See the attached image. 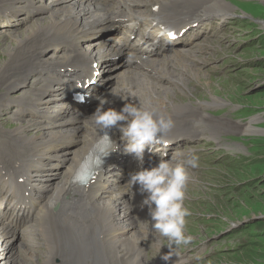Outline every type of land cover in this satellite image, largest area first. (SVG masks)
I'll use <instances>...</instances> for the list:
<instances>
[{"label": "bare ground", "instance_id": "obj_1", "mask_svg": "<svg viewBox=\"0 0 264 264\" xmlns=\"http://www.w3.org/2000/svg\"><path fill=\"white\" fill-rule=\"evenodd\" d=\"M6 1L10 2L7 6L2 3ZM51 1L47 8L38 7L40 3L37 0H2L0 3L1 29H8L6 25L13 27L12 23L21 12L32 18L44 10H52V5L64 3L56 6L45 24L36 25L23 37H14L18 43L7 50L6 62L0 69V92L5 91L0 93V105L4 108L13 105L19 109L16 129L4 132L0 126L7 136L0 144V251L10 248L13 256L3 264H25L21 254L25 249L20 236L24 233L14 226H18L15 222L27 220L23 214L27 210L34 213L27 228L34 232H30L34 235L29 239L30 246L43 256L41 259L32 257L30 264H149L145 261L151 238L148 230H154L152 223L140 224L137 221L138 214L149 215L148 207H141L144 196L138 191L139 185L131 189L126 183L144 160L155 166L160 159L159 153H146L142 161L136 159L132 164L134 157L123 152L121 133L113 127L115 143L120 151L118 155L93 184L86 187L73 184L78 174L75 170L102 129L89 118L99 103L95 99V86L85 89L89 107H77L69 100L66 94L68 86L64 82L71 84V79L77 74L83 72L84 75V70H91L96 75L91 81L99 80L101 83L107 75L105 73L101 80L105 63L108 66L111 61L117 65L118 58L122 57L114 56L129 51L125 57L129 66L114 73L118 86L112 90L121 97H129L132 103L140 102L169 114L174 121V127L166 133L176 137L171 147L165 150L156 147L153 151L167 153L165 159H170L173 155L169 154L180 150V145L186 142L190 133L200 136L198 129H204L201 126L211 127L212 132H208L207 139L218 141L219 132L228 129L207 124L204 121L207 115L201 109L221 107L223 103L213 99L204 106L198 104V108L180 104L164 85L169 82L178 90L182 89L181 73H193L192 65L185 58L195 59L194 54L205 49L201 43L193 46L199 33L208 31L202 26L212 19L224 23L232 14L230 5L225 0ZM28 17L23 21L28 22ZM155 25L190 30L185 37L172 41ZM209 25L211 29L214 27L212 22ZM107 26L114 30L108 32L107 43L94 40ZM141 39L143 45L140 44ZM150 44L153 48L146 50L144 47ZM48 50L51 51L46 53ZM134 63L141 67L140 71L128 69ZM149 74L152 78L147 76ZM16 89H20L22 95L11 98V92ZM103 95L110 101L105 109L119 110L123 107L125 101L119 96L110 92ZM158 99L162 101L156 102ZM51 109L58 111L56 119ZM26 116H29L28 120L24 121ZM63 125H70V130L52 131ZM35 129L43 133L37 136L33 133ZM253 129L250 124L246 132ZM166 134L161 139H166ZM179 137H184L181 142ZM70 139L76 140L78 145L71 146ZM223 147L230 150L233 146ZM231 151L232 159L246 153L240 149ZM180 155L177 154L175 160L188 158ZM62 156L66 161L63 165L60 164L62 162L50 164ZM55 165L60 168L54 169ZM131 167L134 170L131 171ZM34 172H41L45 181L38 179ZM57 175L60 176L54 181ZM122 176L125 180L118 182ZM27 192L30 193L29 198H26ZM32 201L35 207L26 209ZM57 205L58 211L54 212ZM167 262L182 264L184 260L174 256Z\"/></svg>", "mask_w": 264, "mask_h": 264}, {"label": "rangeland", "instance_id": "obj_2", "mask_svg": "<svg viewBox=\"0 0 264 264\" xmlns=\"http://www.w3.org/2000/svg\"><path fill=\"white\" fill-rule=\"evenodd\" d=\"M38 1L40 3L38 7L41 8H47L52 2L51 0ZM225 1L230 5L232 14L224 23L212 19L208 20L207 25L202 26L208 31L199 33L193 46L201 43L204 44L205 49L195 53V59L185 58L187 63L192 65L193 69H190L193 73L189 71L181 73L182 89L178 90L172 84L169 85V82L164 85L169 89L170 96H176L180 104H189L198 108V104L204 106L211 103L213 99L223 103L221 107L210 106L206 109L202 107L201 111L207 115L204 120L207 124L228 129L221 130L216 141L207 139L208 132H212L211 127L201 126L204 128L198 129V133L202 136L201 140H196V144L191 142L182 144L181 148L179 147L180 150L174 153L171 151L175 156L181 154L184 157L191 155L199 157L198 167H188L189 180L184 201V206L191 213L186 217L185 233L192 235L193 240L188 246L182 245L178 249L173 246L172 252L169 253L172 257L182 255L185 259L184 264H264V0ZM2 3L7 6L10 2ZM20 4L24 5L23 2ZM62 4L64 3L57 5ZM57 5H52L53 9L50 8L52 10H44V13L31 16L32 18L28 17L29 14L21 12L19 18H15L12 23L14 28L6 25L8 29H1L3 26L0 24V69L6 62L7 50L17 45L16 39L25 36L36 25L45 24ZM25 17L29 18L28 22L23 21ZM251 19L256 20L255 24ZM211 22L214 25L212 29L209 25ZM111 31L114 30L101 29L94 40L99 39V42H105L110 35L108 32ZM85 45L88 46V42H85ZM51 48L53 50V47ZM128 52L124 51L114 56L122 57V59L118 58L117 65H113L111 61L108 63L110 66L105 63V72L102 71L101 80L105 73L107 75L101 83L97 81L96 96L103 95L104 92L109 93L118 86L114 76L116 72L129 66L125 59ZM140 68L134 63L128 69L140 71ZM147 76L152 78L151 74ZM30 83H33V80ZM2 92L5 91L0 93ZM11 95V98L19 97L22 91L16 89L11 92ZM161 101L162 99H158L156 102ZM53 110L55 109H51V114L56 119L59 113ZM18 111L17 106L4 108L0 105V126L4 132H12L16 129L19 121ZM27 117L29 116H26L24 121L28 120ZM250 124L254 129L246 132ZM70 127V125H63L52 131L70 130ZM2 130H0V144L7 137ZM28 133L29 130L27 135ZM33 133L39 136L43 132L35 129ZM78 135L79 133L76 138ZM68 141L71 146L78 145L74 139ZM224 145L233 147L227 150L223 147ZM231 149L236 152L240 149L246 153L232 159ZM228 153L231 155L227 156ZM246 156L253 161L244 166L242 163L250 160ZM55 160L58 163L50 162V164L62 162L60 164L63 165L66 162L63 156ZM146 163L143 166L145 168L152 165L148 161ZM59 168L57 165L54 167L56 170ZM34 174L41 181H45L41 172H34ZM59 176H54L53 180L56 181ZM121 180H125L124 176L117 181ZM43 186L47 189L46 185L43 184ZM24 215L27 220L21 223L14 221L18 225L14 228L24 233L20 235L25 249L21 254L24 263L30 264L32 257L41 259L43 256L36 252L39 250H34V247L30 246L29 239L34 237L30 232H34L28 231L27 228L34 213L30 214L27 210ZM148 216L150 215L138 214L137 221L140 224L154 223L147 218ZM148 233L151 238L145 261L149 264H162L165 261L161 259V256L170 251L166 246L168 240L155 231L148 230ZM11 253L10 248L8 251H0V264L13 259Z\"/></svg>", "mask_w": 264, "mask_h": 264}, {"label": "clouds", "instance_id": "obj_3", "mask_svg": "<svg viewBox=\"0 0 264 264\" xmlns=\"http://www.w3.org/2000/svg\"><path fill=\"white\" fill-rule=\"evenodd\" d=\"M131 59L130 54L129 60ZM110 94L119 96L113 90H110ZM119 97L125 101L121 109H105V105L110 101L104 95H97L95 99L99 102L98 106L89 118L100 129L117 128L121 133L120 139L125 154L142 161L146 149L159 153L160 159L155 166L141 167L131 173L126 184L131 189L139 185L138 191L144 196L141 207H148L154 222L151 228L167 238L166 246L170 251L161 256V259L167 262L172 257L169 253L172 252L173 246L178 249L182 245L188 246L193 240L192 235L185 233L186 217L191 213L184 206V201L189 180L188 167H198L199 157L191 155L183 161H175V154L170 159H165L167 153L153 151L154 145L165 143L161 138L174 127L171 115L156 108L146 107L140 102L132 103L129 97ZM118 147L116 145V149Z\"/></svg>", "mask_w": 264, "mask_h": 264}, {"label": "trees", "instance_id": "obj_4", "mask_svg": "<svg viewBox=\"0 0 264 264\" xmlns=\"http://www.w3.org/2000/svg\"><path fill=\"white\" fill-rule=\"evenodd\" d=\"M108 27H111V26H107V28H108Z\"/></svg>", "mask_w": 264, "mask_h": 264}, {"label": "water", "instance_id": "obj_5", "mask_svg": "<svg viewBox=\"0 0 264 264\" xmlns=\"http://www.w3.org/2000/svg\"><path fill=\"white\" fill-rule=\"evenodd\" d=\"M123 60H124V59H123ZM121 61H122V60H121ZM121 61H120V62H121ZM255 218H257V217H255Z\"/></svg>", "mask_w": 264, "mask_h": 264}]
</instances>
